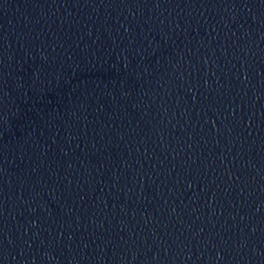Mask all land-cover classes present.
Wrapping results in <instances>:
<instances>
[{
	"label": "water",
	"instance_id": "95a60500",
	"mask_svg": "<svg viewBox=\"0 0 264 264\" xmlns=\"http://www.w3.org/2000/svg\"><path fill=\"white\" fill-rule=\"evenodd\" d=\"M0 264H264V0H0Z\"/></svg>",
	"mask_w": 264,
	"mask_h": 264
}]
</instances>
